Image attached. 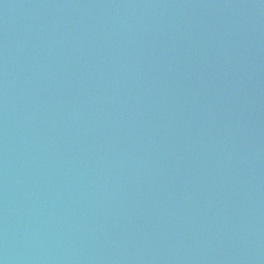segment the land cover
Here are the masks:
<instances>
[{
    "label": "water",
    "instance_id": "water-1",
    "mask_svg": "<svg viewBox=\"0 0 264 264\" xmlns=\"http://www.w3.org/2000/svg\"><path fill=\"white\" fill-rule=\"evenodd\" d=\"M0 264H264V0H0Z\"/></svg>",
    "mask_w": 264,
    "mask_h": 264
}]
</instances>
